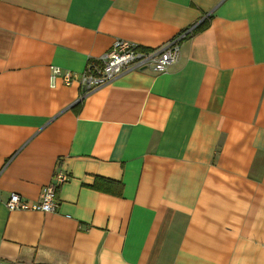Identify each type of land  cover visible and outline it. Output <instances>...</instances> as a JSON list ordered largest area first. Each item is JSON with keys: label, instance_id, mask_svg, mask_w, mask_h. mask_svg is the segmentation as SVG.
I'll return each instance as SVG.
<instances>
[{"label": "crops", "instance_id": "0c3cea01", "mask_svg": "<svg viewBox=\"0 0 264 264\" xmlns=\"http://www.w3.org/2000/svg\"><path fill=\"white\" fill-rule=\"evenodd\" d=\"M190 26L167 71L50 84ZM0 264H264V0H0Z\"/></svg>", "mask_w": 264, "mask_h": 264}, {"label": "built area", "instance_id": "2783aa9c", "mask_svg": "<svg viewBox=\"0 0 264 264\" xmlns=\"http://www.w3.org/2000/svg\"><path fill=\"white\" fill-rule=\"evenodd\" d=\"M193 32V26L187 27L176 37L153 49H142L133 41L118 38L113 42L110 50L101 56L99 62L91 61L81 73L63 71L60 67L51 65L50 84L55 86L57 77H60L66 85L77 81L80 83L82 95L86 96L132 68H151L156 72L167 71L180 57L181 42ZM67 178V173L57 168L52 182L46 187L40 201L28 203L22 200L19 193L11 192L6 203L7 208L11 211L16 209L55 211L58 205L56 189Z\"/></svg>", "mask_w": 264, "mask_h": 264}]
</instances>
